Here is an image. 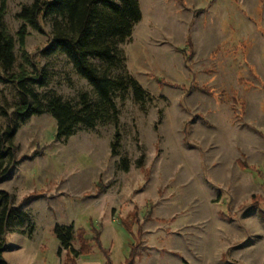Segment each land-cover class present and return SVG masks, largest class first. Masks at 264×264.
Instances as JSON below:
<instances>
[{
  "label": "rangeland",
  "instance_id": "rangeland-1",
  "mask_svg": "<svg viewBox=\"0 0 264 264\" xmlns=\"http://www.w3.org/2000/svg\"><path fill=\"white\" fill-rule=\"evenodd\" d=\"M32 1L5 0L13 37L16 13ZM138 3L141 20L120 49L147 97L115 98L117 153L112 123L55 140V121L42 114L15 133V164L0 190L33 234L6 233L9 264H63L55 225L100 234L103 251L91 243L76 264H123L138 232L134 264H264V0ZM43 29H28L23 50L15 44L16 70L45 67L46 87L34 86L41 94L89 92L63 56L40 54ZM0 101L3 130L17 101L13 83L0 81Z\"/></svg>",
  "mask_w": 264,
  "mask_h": 264
},
{
  "label": "trees",
  "instance_id": "trees-1",
  "mask_svg": "<svg viewBox=\"0 0 264 264\" xmlns=\"http://www.w3.org/2000/svg\"><path fill=\"white\" fill-rule=\"evenodd\" d=\"M5 10V0H0V81L15 85L17 101L8 125L0 130V180L15 164L13 141L18 127L34 115L47 114L55 121V140L72 137L80 128L93 129L101 123H112L111 153L116 154L119 111L115 98L131 93L136 103L143 104L147 97L137 81L125 72V58L120 49L141 20L138 0H33L29 5L21 6L15 15L21 23L15 37L9 34L4 23ZM43 25L49 29V40L40 54L63 56L74 73L87 82L89 92L78 93L74 100H64L51 91L41 94L34 86L46 87L45 67L38 68L32 63L29 73L24 64H20L16 70L15 44L23 50L28 29L44 34ZM22 58L24 63H29L25 52ZM0 114L8 116L6 105L1 101ZM120 166L123 171H128L126 159L120 160ZM27 223L28 215L12 204L10 194L0 190V264H8L3 257L6 251L4 236L17 233L31 237L33 227L25 230ZM91 231L88 236L82 229L74 230L73 225H55L53 232L59 242L58 256L63 250L66 252L65 263L76 264L77 258L91 253V243L103 251L100 234L93 226ZM140 235L138 232V242L129 246L123 264H134L140 259ZM74 238L79 244L78 249L72 246Z\"/></svg>",
  "mask_w": 264,
  "mask_h": 264
},
{
  "label": "crops",
  "instance_id": "crops-1",
  "mask_svg": "<svg viewBox=\"0 0 264 264\" xmlns=\"http://www.w3.org/2000/svg\"><path fill=\"white\" fill-rule=\"evenodd\" d=\"M65 255L66 252L64 251ZM4 259L6 260V262L9 264V262L7 261V259L5 258V253L3 254ZM81 257V256H80ZM65 258V257H64ZM79 258H77L76 260L78 261ZM85 262V261H84ZM77 263V262H76ZM63 264H66L65 261L63 260ZM98 264V263H97Z\"/></svg>",
  "mask_w": 264,
  "mask_h": 264
}]
</instances>
